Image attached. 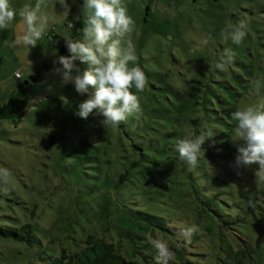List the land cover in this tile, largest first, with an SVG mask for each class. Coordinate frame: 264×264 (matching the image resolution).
Returning a JSON list of instances; mask_svg holds the SVG:
<instances>
[{
  "label": "rangeland",
  "instance_id": "374dc122",
  "mask_svg": "<svg viewBox=\"0 0 264 264\" xmlns=\"http://www.w3.org/2000/svg\"><path fill=\"white\" fill-rule=\"evenodd\" d=\"M11 2L19 9L29 0ZM67 2L65 18L56 0H47L48 35L35 47L13 44L26 28L18 14L0 30V103L16 90L26 101L18 117L0 120V226L32 225L31 238L0 233V264L48 263V257L81 247L89 234L113 232L137 208L161 216L171 230L155 229L156 238L166 242L168 231L182 239L180 230L197 224V239L184 247L206 256L190 255L193 264H264V224L242 228L234 217L219 216L213 205L196 197L214 191V180L234 203L233 190L245 188L240 179L258 168L234 166L231 113L264 104L259 100L264 93V0H126L135 20L130 38L147 86L143 92L131 89L142 112L118 127H103L94 115L76 116L85 97L71 84L62 85L53 71L57 57L68 55L63 38H80L83 26L75 19L83 0ZM240 20L246 36L237 46L225 41L221 30ZM205 38L206 46L201 44ZM226 47L235 51L234 62L226 71L214 69ZM37 70L41 80L26 85ZM209 131L215 135L202 144L204 155L189 171L175 142L187 133ZM143 153L156 158L150 162ZM122 174L126 178L120 182ZM251 214L264 218V196ZM236 233L250 240L252 260L236 255Z\"/></svg>",
  "mask_w": 264,
  "mask_h": 264
},
{
  "label": "clouds",
  "instance_id": "9594fccd",
  "mask_svg": "<svg viewBox=\"0 0 264 264\" xmlns=\"http://www.w3.org/2000/svg\"><path fill=\"white\" fill-rule=\"evenodd\" d=\"M56 3L67 18L70 4L67 0H56ZM47 7V0H35L34 4L29 0L19 9L11 0H0V30L7 29L18 14L26 28L13 44L35 47L48 35ZM79 11L81 15L75 19L82 21L80 38L73 39L70 34L63 38L68 55L57 57L53 71L62 85L71 84L76 93L85 97L78 105L76 116L87 119L94 115L100 118L101 126L118 127L142 112L139 97L131 89L134 87L137 92H143L147 86V76L138 65L139 58L130 38L135 30V20L128 14L126 0H83ZM73 27L68 23L69 29ZM245 28L243 20L228 22L221 35L225 41L239 46L246 36ZM208 43L207 38L201 41L205 46ZM235 56V51L226 47L212 67L226 71ZM81 64L87 67L82 69ZM231 119L235 122L232 129L236 147L234 166L251 169L258 165L253 172L255 182L264 183V104L239 108L231 113ZM214 135V131L187 133L176 140L175 150L189 171L196 169L201 154L204 155L202 144L212 140ZM199 232L200 227L191 224L182 228L179 235L190 243L192 236ZM149 242L156 250L155 264H169L175 259V252L164 239H150Z\"/></svg>",
  "mask_w": 264,
  "mask_h": 264
},
{
  "label": "trees",
  "instance_id": "16d2710c",
  "mask_svg": "<svg viewBox=\"0 0 264 264\" xmlns=\"http://www.w3.org/2000/svg\"><path fill=\"white\" fill-rule=\"evenodd\" d=\"M41 78L42 72L41 70H37L35 74L30 76V80L26 81V85H29L30 81L39 82ZM18 86L23 88L24 85L19 84ZM259 94L260 93H257V96ZM259 100L260 102L264 101V93L259 95ZM25 102V95H23V92L16 90L6 101L0 103V120L5 118L15 119L18 117L25 106ZM142 157L151 160L150 162L156 158V156L144 155V153ZM142 162L143 161L137 163L136 161H132L131 164L138 167L142 165ZM143 165L145 166L144 162ZM162 171L163 170L160 172ZM125 178V175L122 174L120 176V182ZM145 178L147 179L146 174ZM239 179L240 178H238L237 182H239ZM240 181L245 183V188L238 187L237 190H233V194L236 195V197L238 195V200L234 203L227 202V196L224 195V185L214 180H211V186L214 191H205V194L200 192L196 197L203 201V203L213 205V210L219 216L227 214L238 220V226L245 228V226L248 227V224H252V229L254 230L264 224V218H260L256 214H251L254 202L258 205L260 197L264 196V183H256L254 174H249L248 177H242ZM152 184L158 186L156 183ZM243 192L247 193L245 201H242L240 198V196L244 198ZM215 201H218V203ZM249 201H252V204H249ZM220 203H224L226 206L223 208ZM227 207L230 209L229 211ZM248 212L250 214H248ZM121 220H123V222H119L113 232H111L110 229H106L104 235L101 234L96 236L94 234H89L84 239V243L81 247L76 244V248L72 252L64 251L60 257H48L49 262L45 264H155L156 250L150 244L149 238L157 239L155 229L167 231L171 230L170 227L164 223L161 216L155 211H146L138 208L131 212L130 216L125 215ZM125 222L128 226H125ZM244 223H246L245 226ZM31 226L30 224H23L20 228L16 229L11 226H0V233L4 236L13 235L15 237H22V235L26 234L31 238ZM147 233L149 236H146ZM236 234L237 248H239L236 255L240 258L239 255L241 254L249 258V260H252L254 250L253 246L250 244V240H247L242 233ZM164 237L168 238L169 241L167 243L175 252V259L169 261V264H193L188 258L190 255L206 256L205 253H201L197 250L189 251L184 245L187 244L190 246V244L183 238H178L173 231H168L167 235ZM197 237L198 235H193V241H195ZM172 239H174L176 243H173Z\"/></svg>",
  "mask_w": 264,
  "mask_h": 264
},
{
  "label": "built area",
  "instance_id": "2783aa9c",
  "mask_svg": "<svg viewBox=\"0 0 264 264\" xmlns=\"http://www.w3.org/2000/svg\"><path fill=\"white\" fill-rule=\"evenodd\" d=\"M15 77H16V78H19V77L21 78V74L18 73V72H16V73H15Z\"/></svg>",
  "mask_w": 264,
  "mask_h": 264
}]
</instances>
